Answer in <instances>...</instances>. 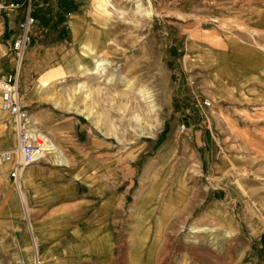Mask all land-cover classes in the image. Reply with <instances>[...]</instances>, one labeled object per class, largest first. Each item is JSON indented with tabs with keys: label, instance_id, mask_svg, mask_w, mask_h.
<instances>
[{
	"label": "rangeland",
	"instance_id": "374dc122",
	"mask_svg": "<svg viewBox=\"0 0 264 264\" xmlns=\"http://www.w3.org/2000/svg\"><path fill=\"white\" fill-rule=\"evenodd\" d=\"M44 2L68 40L64 16L90 21L87 29L71 23L76 41L85 37L72 93L79 139L106 141L110 155L90 152L86 164L69 166L88 174L79 191L104 183L121 199L111 253L101 239L99 259L75 261L62 254L75 245L70 232L35 249L11 165L0 166V264H264V0H106L105 22L99 0ZM6 124L13 127L0 112ZM46 139L37 163L64 168ZM50 247H58L52 261Z\"/></svg>",
	"mask_w": 264,
	"mask_h": 264
},
{
	"label": "crops",
	"instance_id": "0c3cea01",
	"mask_svg": "<svg viewBox=\"0 0 264 264\" xmlns=\"http://www.w3.org/2000/svg\"><path fill=\"white\" fill-rule=\"evenodd\" d=\"M44 1L36 0L33 14L36 23L32 28L31 41L20 66L18 90L28 111L29 128L46 137L55 146L54 148L49 143L52 150L56 149L58 155L57 159L54 156L53 162L64 165V168L50 169L45 163L32 164L24 169L18 192L24 216L35 229L33 237L36 239L34 241L36 250L40 244H57L60 238L70 232L75 245L63 247L64 257L75 261L92 257L99 259L96 253L103 254L107 242L111 245L110 253L112 251L110 230L112 211L121 195L112 196L104 183L100 184L101 188L79 191L81 186H86L81 180L88 181V174L84 166L78 170H72L69 166L77 163L86 164L90 152H94L90 157L96 160L105 159L106 155H110L109 151L105 150L106 141H101L95 136L89 143L79 139L81 130L77 111L79 98L72 93V87L82 77L76 72L73 58L79 52L78 47L84 42L85 37L76 41L71 23H79L87 29L90 27V21L85 15L64 16L66 19L64 26L71 29L72 38L68 40L67 34L59 30L61 15L55 11L49 13L48 4ZM20 18L19 12L3 11L0 14V77L12 73L16 67L12 42L17 36V23ZM80 67L81 71L85 70L84 64L78 63V70ZM14 144V127L6 124L0 128V151L11 149ZM60 149L65 151V155ZM2 169L4 168L0 169V174ZM23 191L28 199L31 216ZM16 226L15 221H11L8 228L15 229ZM85 227L88 230H85ZM101 239H106L107 242L104 240V244ZM56 248L58 249V247L45 249L44 257L54 260L57 257L54 255Z\"/></svg>",
	"mask_w": 264,
	"mask_h": 264
},
{
	"label": "built area",
	"instance_id": "2783aa9c",
	"mask_svg": "<svg viewBox=\"0 0 264 264\" xmlns=\"http://www.w3.org/2000/svg\"><path fill=\"white\" fill-rule=\"evenodd\" d=\"M33 2L34 0H13L9 3H4L0 0V14L3 11L21 13V18L17 23V36L12 42L16 67L12 73L0 77V112L6 114L11 120L15 135L14 147L0 151V166L11 165L9 179L15 189L20 187V173L23 169L44 158L42 135L29 128L28 111L23 105L18 90L20 66L26 47L31 41L32 28L36 23L32 14ZM201 106L209 108L211 103L205 100L202 101ZM181 130L184 131L185 127L182 126ZM40 141L42 144H39Z\"/></svg>",
	"mask_w": 264,
	"mask_h": 264
},
{
	"label": "bare ground",
	"instance_id": "6f19581e",
	"mask_svg": "<svg viewBox=\"0 0 264 264\" xmlns=\"http://www.w3.org/2000/svg\"><path fill=\"white\" fill-rule=\"evenodd\" d=\"M101 2V4H98L97 2L95 3V10H96V16L97 17H101L102 21H106L108 14L106 13V0H99ZM145 15L149 18L152 16V12L150 11H144ZM91 62L94 64V68L96 71H99L100 67L102 66V63L94 60V58H92ZM87 91V90H86ZM40 137V136H39ZM42 137V136H41ZM43 138V137H42ZM43 140V139H42ZM44 142V141H43ZM39 144H42V142L40 141ZM8 165V164H7ZM6 166V165H5ZM23 171L20 173V178L22 175ZM19 192H20V187H19Z\"/></svg>",
	"mask_w": 264,
	"mask_h": 264
}]
</instances>
